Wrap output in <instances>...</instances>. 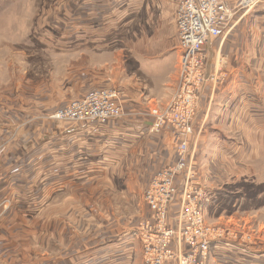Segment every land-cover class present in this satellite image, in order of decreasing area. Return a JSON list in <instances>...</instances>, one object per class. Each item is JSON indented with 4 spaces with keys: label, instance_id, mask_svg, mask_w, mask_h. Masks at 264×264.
I'll return each instance as SVG.
<instances>
[{
    "label": "rangeland",
    "instance_id": "obj_1",
    "mask_svg": "<svg viewBox=\"0 0 264 264\" xmlns=\"http://www.w3.org/2000/svg\"><path fill=\"white\" fill-rule=\"evenodd\" d=\"M175 1L0 0V182L6 186L11 178L9 190H0V264H75L87 258L101 264L112 259L114 243L126 238V232L133 236L126 248L127 262L144 264L137 232L149 215L143 194L152 174L175 161V138L165 127L150 130L168 137L158 143L162 156L157 155V140H129L128 149L114 147L108 165L84 161L81 167L70 164L69 158L59 162L43 154L41 142L57 139L56 132L64 128L83 130L82 122L90 121L52 115L93 90L113 89L119 94L122 115L106 121L135 116L151 122L153 109L166 110L181 92L184 71L190 73L180 66ZM223 1L236 7L239 0ZM256 2L254 8L239 11L225 39L206 43L204 62L198 68L203 80L194 93L196 106L188 121L187 155L192 154V167L204 187V221L224 230L223 237L210 244L206 264L219 243L235 244L242 253L264 250V128L243 125L241 131L224 127V120L222 127L212 124L208 129L202 108L198 116L200 92L209 88L207 93L213 95L230 69L238 70L229 63L231 57L239 58L236 62H243L246 69L264 64V28L259 34L255 30L264 24V16L254 19V14H264V0ZM249 41H256V46L250 48ZM229 42L237 48L228 51ZM254 72L251 86H242L249 103L253 101L252 108L247 106L241 113L246 124L264 119L259 107L263 98L257 91L264 89L259 82L264 69ZM78 137L70 133L65 139ZM215 143L223 154L213 158L215 150H207ZM234 143L250 158L234 159L235 152L229 153ZM209 169L226 176L211 181ZM219 190L231 202L222 211ZM211 196L214 199L208 202ZM174 197L178 209L181 192Z\"/></svg>",
    "mask_w": 264,
    "mask_h": 264
},
{
    "label": "built area",
    "instance_id": "obj_2",
    "mask_svg": "<svg viewBox=\"0 0 264 264\" xmlns=\"http://www.w3.org/2000/svg\"><path fill=\"white\" fill-rule=\"evenodd\" d=\"M257 2L239 0L237 6L232 7L223 0L175 1L180 66L190 73L184 71L181 92L166 110L153 109L150 113L153 116L150 129L159 131L165 127V132L175 138L177 157L171 165L152 174L143 194L149 215L139 223L137 232L143 245L144 264H206L210 244L223 237L224 230L215 229L204 221L201 205L204 187L192 167V154L187 155L185 137L191 131L188 121L196 106L194 93L203 80L198 68L204 62L206 43L212 38L225 39L239 11L252 9ZM118 95L113 89L93 90L83 100L58 108L52 117L75 122L118 118L122 115ZM203 124L204 121L201 129ZM178 191L181 197L176 209L173 201Z\"/></svg>",
    "mask_w": 264,
    "mask_h": 264
},
{
    "label": "crops",
    "instance_id": "obj_3",
    "mask_svg": "<svg viewBox=\"0 0 264 264\" xmlns=\"http://www.w3.org/2000/svg\"><path fill=\"white\" fill-rule=\"evenodd\" d=\"M254 13H257V9L255 12H253V14ZM254 16H255L254 18L255 21H259L260 17H263L264 14L262 15L254 14ZM262 28H264V24H262L261 26H256L255 30L258 31L257 33L259 34V32L260 33L263 32V30H260ZM97 39H99V37H97ZM82 41H85L83 37L81 38V42ZM255 42L252 41L248 42L250 48H254L256 46V44H254ZM99 43L100 41H96L95 46H98ZM92 45H94L93 42H90V46ZM227 45H228V51L237 48L235 42H229ZM218 46H221V41L218 43ZM236 59L239 58H237L236 56H234L233 58L231 57L229 63L234 64L232 66L234 68H237L238 70L235 71L236 69H230L229 75L225 80L226 83L224 82V84L221 87H219L216 90V92H214L213 95L209 96V93H207L209 88H207L206 92H205V88L202 90V92H200V94L202 95L201 96L202 100L200 99L199 101L198 116L201 117L200 113L202 114L201 111L202 108V110L204 111L203 116L207 118L206 123L208 125V129L211 128L212 124H214V127H222L224 120H225L224 125H226L224 127L229 126L230 128H236L237 130H241V131H244V129L241 128L243 125H247V126L253 125L252 128L253 127H257L259 129L264 128L263 117H261L260 119L257 117V120L253 121V124L252 122L247 124L243 123V121L240 119V117L242 116L241 113H246L247 106L250 108H252L251 106H253V104H251L253 103V101L250 100L251 103H249L247 94L244 92L242 86L245 83L246 84L249 83V86H251L250 82L251 79L253 78V75H255L254 72L255 69L258 67H260V69L262 68L264 69L263 61L259 62L256 68L254 69H248V68L246 69L245 66H243V62L240 61V63H238L236 62L237 61ZM254 63L255 62L252 63L253 66ZM250 75L252 78H250ZM259 82L260 84H263L264 77L259 78ZM260 89L257 91H259V95L263 98L262 99L263 103L259 107L261 111L263 108V112H264V106H263L264 89H261V91ZM251 92L252 90L250 92L247 91V93H251ZM208 108L210 110H208ZM205 113H208V116L207 114L204 115ZM137 118L138 117L135 116H129V117L125 116L122 117L121 119H117V120L115 119L105 122H98V121L82 122L84 124L80 128L83 130L77 129V130H72L70 132H66L65 131L66 128L60 130L61 132H59L58 130V132H56L57 139L44 140L41 142L42 147L44 148L43 154L47 153V155L50 158L52 157L51 159H57V161L59 162L60 161L63 162L66 158H69L68 162L71 161L70 164L74 162V166L81 165V163H83L84 161L88 162L91 166L93 164V161L96 164H99L101 161V163L108 165L109 161L113 160L112 152L114 151L115 146L117 147L121 146L124 150V148L128 149L130 147L129 140H157V155L162 156L163 151L158 145V143L160 142L159 140H168V137L164 136L162 133H157V135H153L150 132L151 130L150 121L143 122L137 120ZM70 133L76 137L77 136L80 137H78L76 140H66L65 139L66 135ZM262 133H264V131H262ZM244 136L247 139L246 133L244 134ZM251 136L252 134L249 135V139H251ZM106 146H109V148L105 149ZM201 148L204 149L202 145ZM214 150L215 152L212 153L213 158L216 156V154L218 155V153L223 154L222 149L218 147V143L213 144L212 148H208L207 151H209L208 153H210ZM234 152L235 154H233ZM246 152L247 151H245L242 147H240L239 145L236 146V143H234V145L230 148L229 153L230 155L233 154L232 157L234 159L237 158V160L242 161V160H247L249 157V154ZM251 157H254V155ZM160 165H161V157L157 159V168ZM78 172L79 171L77 170V175L79 176L81 173L78 174ZM60 175L65 176L63 173H61ZM207 176L211 181H218L219 179H223V177L226 176V173L222 171L219 174L217 173L214 174L213 171L209 169L207 172ZM10 180L7 179L6 186L2 185L0 182V190L2 191L9 190V187L11 186ZM1 222L2 219H0V223ZM125 237L126 238H123V240L119 238L118 242L114 243L115 246L114 248L111 249L110 254L108 253L109 256L112 257V259L102 260L100 261L101 264H129L126 258L130 254V250H126V248H130L129 242L133 241L132 240L133 236L130 232L129 234L128 232H126ZM215 247L216 248H214L213 250V257L211 258L210 264H264V250L263 252L257 250H251V251L249 250L248 252L242 253L240 252V250H238L235 244H232V247L225 246L223 244H217ZM122 257L124 259H122ZM78 258L79 257H77V259ZM93 262L94 260H92L91 258H87L85 260L79 259V263L76 260L75 264H93Z\"/></svg>",
    "mask_w": 264,
    "mask_h": 264
},
{
    "label": "trees",
    "instance_id": "obj_4",
    "mask_svg": "<svg viewBox=\"0 0 264 264\" xmlns=\"http://www.w3.org/2000/svg\"><path fill=\"white\" fill-rule=\"evenodd\" d=\"M221 190H219L218 191V193L220 192ZM230 192H229V190H228V192H226V194H229ZM233 193V192H232ZM219 195H221V197L219 198L220 200H221V202H220V204H218V206H222V208H221V211L223 210V209H225V208H230V206H231V202H228L229 201V199H228V195L226 196L225 194H223V192L221 191L220 193H219ZM211 198H212V196L210 197V199L208 200V202L209 201H211ZM212 199H214V198H212ZM208 205V207L211 205V202H210V204H207ZM207 207V208H208Z\"/></svg>",
    "mask_w": 264,
    "mask_h": 264
}]
</instances>
